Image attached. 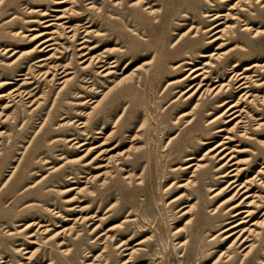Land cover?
Segmentation results:
<instances>
[{
    "label": "rangeland",
    "instance_id": "374dc122",
    "mask_svg": "<svg viewBox=\"0 0 264 264\" xmlns=\"http://www.w3.org/2000/svg\"><path fill=\"white\" fill-rule=\"evenodd\" d=\"M57 1L0 0V82H12L0 86V93L24 82L21 89L31 91L32 95L19 101L0 98V259L8 261L7 264H86L100 253L95 263L122 264L127 258L124 254L130 250L116 246L119 239L131 237L130 247L145 240L134 247L139 249L125 264L264 262L263 245L257 248V253L251 250L243 257L244 245L239 243L228 249L231 254L228 260L220 256L214 261L231 240L223 238L225 233H218L225 227L224 222L242 219L245 212L231 218L232 212L227 214L223 208L219 220H214L211 208L231 193L223 189L209 198L234 179L219 176L234 167L229 164L239 160V167L244 169L237 177L238 183L257 174L258 169L263 172L251 184L247 183L249 193H255L254 199L261 202L253 205L255 213L246 217L245 226L262 220L264 188L257 179L264 181V146L257 140L239 136L235 130L232 133L235 141L226 143L229 148L223 151L233 150L231 161L225 158L218 162V158L203 155L216 142L227 140L223 138L225 131L214 132L226 126L223 119L209 123L223 109L216 105L225 95L223 92L213 99L211 95L196 94L189 98L190 91H184L200 77L180 80L188 72L185 68L202 66L208 59L200 53L215 50L220 42L208 41L221 26L202 32L215 22L234 26V32L230 30L226 35L229 43L221 50L234 48L225 58L212 59L217 68L206 72L209 76L203 81L206 84L220 77V81L226 82L234 62L238 64L236 70L254 61L264 62V34L251 37L249 32L240 31L242 22L238 20L226 21L222 16L210 21H206L209 17L203 18L204 11L225 13L235 0H146L144 6L130 5L136 0H116L115 5L110 0H93V9L87 8L89 0H68L62 4ZM146 5L154 14L143 9ZM43 12L47 14L42 15ZM232 12L240 11L236 8ZM60 13H65L68 24L78 28L77 41L86 28L90 39L87 44L98 45L92 53L106 50L110 59H117L116 66L110 68L113 73L102 76L104 72L98 74L97 67L83 69L76 51L77 41L66 37L70 33L59 28L58 23L49 29L43 27V20ZM242 18L253 26L264 27V13ZM46 30L57 31L50 34L57 41L55 49L47 53L32 49L36 41L31 37ZM182 33L184 36L180 37ZM194 33L198 40L192 37ZM237 45L244 46L246 51H239ZM50 53L58 57L34 62ZM184 60L190 63L175 68ZM52 64H67L70 73L65 88L60 89L57 81L48 82L50 76L42 79L38 75L39 69H49ZM211 68L207 66L208 70ZM254 73L264 75V67ZM259 77L264 80V76ZM251 90L253 94L264 93V87ZM240 92L227 99L236 100ZM104 93L99 105L92 108L90 102ZM32 99L37 101L30 105ZM5 104L9 107L3 108ZM242 106L251 115L247 127L254 123V117H260L264 124V101L254 105L244 100ZM191 116L193 124L185 126ZM81 121L85 122L83 126ZM253 132L260 133L258 139H264V125ZM82 142L85 144L79 146ZM101 143L102 149H111L92 159L99 149L93 146ZM185 153L193 159L183 161ZM110 155L116 162L95 167L105 164ZM177 155H181L180 159L173 162ZM202 156L204 159L198 161ZM190 162L205 164L207 169L190 177L193 167L182 169ZM226 162L227 165L216 170ZM128 174V179L123 178ZM186 178L196 181L194 186H178ZM102 181L105 183L101 184ZM191 203L195 205L191 213L181 215ZM238 209L245 211L247 207L241 205ZM91 214L96 217H87ZM191 214L190 223L185 224ZM64 217L76 220H63ZM97 218L100 227L91 231L98 223ZM34 220L48 224L50 233L35 231L38 226L24 228ZM110 226L114 227L106 235H115L116 239L99 237ZM62 227H70L71 231L49 238ZM256 229L263 232L264 226ZM29 234L33 235L28 237ZM212 235L214 239H210ZM185 239L183 247L175 244ZM61 240L66 253H61L56 245ZM32 251V256L25 259Z\"/></svg>",
    "mask_w": 264,
    "mask_h": 264
},
{
    "label": "bare ground",
    "instance_id": "6f19581e",
    "mask_svg": "<svg viewBox=\"0 0 264 264\" xmlns=\"http://www.w3.org/2000/svg\"><path fill=\"white\" fill-rule=\"evenodd\" d=\"M73 1L74 0H71V2H73ZM110 1L113 2L114 5L118 3V1H116V0H110ZM220 1L226 2V1H231V0H220ZM66 2H68V0H58L56 3L62 4V3H66ZM142 3H146V0H136V1H133L130 5H138V4H142ZM86 4H88L87 8H89V9L95 8L93 0H89ZM142 5L144 6V4H142ZM236 8L240 11L239 13H233L232 12V10L234 11V9L236 10ZM143 9H148V12L150 14H154V10L151 9L147 5ZM227 9L228 10L225 13L215 12V13L210 14V13H207L209 11H204L203 12V18L209 17V19L206 21H210V20H214V19H217V18L222 16L225 18L226 21L228 19L238 20V21L242 22L241 26H240L241 27L240 31H242L244 33L249 32L251 34V37H256L259 34H264V27L253 26L250 24V22L248 21L247 18H242V15H249L252 17H257V14L264 13V0H235L232 4L229 5V7ZM54 11H61V10L55 9ZM46 14H47L46 12L42 13V15H46ZM50 16H52V17H49V18L42 21L45 23L43 27H46L49 29L52 25L58 23L57 25H59V28H62L64 30L66 29V32L70 33L69 35L66 36L68 39L74 40V42H76L78 40V35H79L78 28H76V26L68 24L70 21L64 19V18H67L65 16V13L53 14ZM225 23L226 22H224V21H217L213 25H211L207 30L202 31V32L210 31L212 29H215V28L221 26L219 29H216V31L214 32L217 34L208 41L209 43H213V42H217V41H220V42L215 47V50H212L210 52H202L201 51L202 53H200V56L206 57L208 59L203 62L202 66H194L191 68H185V70H188V72L185 74V76H183L180 79V80H183V79H186L189 76H191V79L194 80V79H197L200 77V79L195 84H190L186 88V90L184 91L185 93L190 91L187 95V97H189V98L198 94L199 97L200 96L202 97L204 95H211V98L216 99V98L221 97V93L224 92L225 97L223 98V100L219 101L216 105L217 108H223V109L218 114H215L211 118V120H209V123L214 122L217 118H221V120L223 119L224 120L223 123H225L227 127L225 126V127L217 128L214 132L225 131L226 134L223 138L227 139V140H225L224 142H216L213 146L209 147L205 151V153L203 154V155H210V157L213 159L218 158V162L222 161L225 158H227V160H228L227 162H229L233 159L232 158L233 156L231 155V151H233V150H230L226 153H223V151L225 149L229 148V147L225 146L226 143H231L232 141H235V139L233 138V134H232L233 131H235V130H238L236 132L238 133L239 136H241L247 140H252V139L257 140V141H259V143L261 145L264 146V139H258L259 137H257V135H260V133L253 132L254 130L260 129V127L262 125H264L263 122L260 121V117H256V118L254 117V119H253L254 123H252L251 127H247V118L250 117L251 115H248L249 112H247L245 110V107L242 106V102L244 100H246L247 102L254 104V105H256V102L262 103L264 101V93H262L261 95L253 94L252 90H251L252 87H264V80H261L262 78L259 77V76H264V75L254 73V72H256L259 69H262L264 67V62L259 63L258 61H254V62L248 63V64L244 65V67L241 70H236V67L238 66V64H237V62H234V63H232L233 64L232 65L233 70L231 71V75L226 82L220 81V79L222 77L217 78V79L215 78L213 80V82L209 83V84H206L203 82V81L207 80L209 77L206 72L211 73L217 68V65L213 64L212 59L218 60V59L225 58V56L230 54L231 50L234 48V47H230V48H227L225 50H221V49H223L224 46H226L229 43V40L226 37L228 32L230 30L232 31V33L234 32L232 30L234 28V26H228L227 23H226V25H225ZM222 25H224V26H222ZM88 26H86V27H88ZM191 27L192 26H190L189 29ZM54 32L57 33V31H54ZM54 32L46 30V31H39V32L34 33V35L31 37V39H35L36 43L32 49L39 48V51H42L45 53L55 49L54 44H56L57 41H55L53 39V37L50 35ZM88 32H89V30H87L86 28L82 29L83 35L81 36L80 41H77L76 51L79 54L78 57L80 59H82V61L79 63L82 65L83 69H85L89 66H93V67H97L100 69L98 74L104 72L102 74V76L110 75L111 73H113L110 71V68L116 66L117 59H114V58L110 59L109 55L106 54V50H103L99 53H92L93 49L98 47V45L95 44V45L89 46L87 44L88 42H90V39L88 37ZM60 35H61V32H58V36H60ZM181 36H184V33H182L180 35V37ZM192 37H194L195 40L199 39L198 35L195 33L192 35ZM237 49L241 52L246 51V48L242 45H237ZM5 50H9V48H6ZM56 57H58V56L55 55L54 53H50V54L46 55L45 57L38 58L34 62L41 63L44 60H49V59L56 58ZM143 63H145V62H143ZM185 63H190V61H187V60L181 61L179 64H177L175 66V68L178 67L179 65H182ZM42 66H44V65L38 64V67H42ZM207 66H211L212 68L208 70ZM49 67H50L49 69H45L43 71H41L39 69V71H38L39 74L38 73L37 74L39 76H42V79H46L48 76H50L47 80L48 82L57 81L58 84L61 86L60 89L65 88L69 84V82H68L69 78H67L66 76H67V74L70 73L67 71V68H68L67 64H62V65L61 64H52ZM146 71H148V70L146 69ZM260 71L262 72L263 70H260ZM219 74H220V72H219ZM19 75H22V74H19ZM24 78H27V77L25 76ZM17 79H20V78H17ZM11 83H12L11 81H3V82L1 81L0 86L6 85V84H11ZM170 83L171 82H168V84H170ZM23 85H24V82H21L20 86L11 87L6 92L0 93V98H2V99H8L9 98L10 100H14L15 98H18L17 100L19 101L25 95H27L26 98L32 97L31 91H25L24 89H21V88H23ZM238 92H240V94L236 100L232 101L230 99L229 100L227 99V97H232L231 96L232 93H238ZM104 95H105V93L102 94L101 98L93 99L90 102V103H93L92 108L99 105V103L101 102V99L103 98ZM30 101L31 100H29V102ZM36 101H37L36 99H34V100L32 99V102L30 103V105L31 104L33 105ZM39 104H40V102L37 103V105L34 108H36ZM197 104L198 103L196 102L194 104V106ZM6 107H9V105L5 104L3 106V108H6ZM5 118H7V116ZM193 122H194V116H191V118L186 120L185 126L186 125L187 126L192 125ZM80 124H82V126H83L85 124V122L81 121ZM248 129H250L251 132L248 131ZM174 137L175 136H173V138ZM173 138L171 137L170 139H173ZM84 144H85V142H82L79 144V146H82ZM102 145L103 144L101 143L97 146H93V148H99V149H98L97 153L93 156L92 159H94L96 157L98 158L99 156L106 154V151L111 149V148H103L102 149L101 148ZM133 149H135V147ZM245 149H238L237 151L243 152V151H246ZM86 150H89V148H87ZM183 156H184L183 161H188V160L193 159V156L189 155V153H185ZM180 157H181V155H177L176 158L173 160V162L180 159ZM203 159H204V157L202 156V157H199L197 160L201 161ZM113 160L115 161L116 159H113V156L110 155L107 157L105 164H98L95 167H97V168L98 167H105L107 165V163H109ZM227 162L222 163L216 170L218 171L219 169L223 168L225 165H227ZM239 165H240L239 160H236V161L232 162L231 164H229V166H234V167H231L230 169H228L225 173H223L219 177L229 176L230 178L234 177V179L229 180L224 186L219 188L217 191L215 190V192L209 197V198H212L213 196L217 195L223 189H229L228 191L231 193V194H229V196L223 198L214 207L211 208V214H212V217L214 220L218 219L219 212L223 208H225V213H227V214L232 212V214L230 216L231 218L238 217L243 212H245L242 219L227 220L224 222L225 227L220 229V231L218 233L219 234L225 233L223 238L231 239V240H230L229 244H227L228 246L226 245L227 249L224 251H221L214 261L218 260L220 256H224L225 261L228 260L231 256L228 249L237 243H239L240 245H244L243 249H242L243 253L241 254L243 257L247 256L249 254V252H251V250H254V252H256L257 248H259L261 245L264 246V229H263V232L256 229V226H259V227L264 226V218L262 220H259V221L251 222L249 226H245V224L247 223L246 217L255 213L254 209H252L253 205L258 206L259 202H261V201L258 202L257 200L254 199L257 196L255 193H249L250 187L247 185V183L251 184V181L255 180L256 175L262 174L263 172L260 169H258L257 174L253 175L249 179H245L244 182L238 183L239 179L237 177L239 175H241V172L244 169L242 167H239ZM191 167H193V169L190 171L191 172L190 177H194L195 175H197V172H199L200 170L207 169V166L205 164L192 163V162L186 164L182 169H188ZM261 167H263V166H261ZM175 169H177V167L172 169V170H175ZM123 178L128 179L129 174L123 176ZM257 180H258L257 181L258 184H260L264 188V181L260 180V178H258ZM195 182L196 181H194L192 179L186 178L185 181L183 183H179L178 186H181V187L185 186V185L190 186L192 184H193L192 186H194ZM103 183H105V181L101 182V184H103ZM81 189L82 188H79L78 190H81ZM210 191H213V189H210ZM244 193H245V195L240 200H238L237 202L234 203V201L236 199H238ZM248 199H250V200H248ZM171 201H173V200H171ZM241 205H244L245 207H247V209L245 211H242V209H238L239 207H241ZM111 207H112V205H110L107 209L110 210ZM194 207H195V205L193 203L189 204L187 209L183 210L181 215L190 214L191 211L194 209ZM50 211H53V209H51ZM262 214H264V211L262 212ZM94 216L96 217L95 214H91L90 216H87V217L93 218ZM84 217H81L80 219L83 220ZM71 219L76 220V218L75 219L69 218V217L63 218V220H71ZM191 219H192V214H191L190 218H188V220L185 222V224L186 223L189 224ZM96 220L98 221V223L92 228L91 231L97 230V228L100 227V218H97ZM123 221H126V220H123ZM29 226H38L37 230H35V231L40 230V232L42 234L50 233V228L48 227V224L41 223V221H35L34 220V221L26 224L24 228H28ZM251 226H255V227H251ZM113 227L114 226L108 227L106 229V232H102L99 234V237H101V235H103L105 239L108 238L111 241L115 240L116 239L115 235H111V236L106 235L108 231H111L113 229ZM70 231H71L70 227H62L61 229H59V230L55 231L53 234H51L49 236V238L54 236V235L59 236L62 233H67ZM178 231H179V229L175 230L174 233H176ZM32 235L33 234H29L28 237H30ZM250 236H253V238H255L256 241L253 240V238H250ZM214 237L215 236L212 235L210 237V239H214ZM130 239H131V237H129L127 239H119L118 244L116 246L117 248L120 246L121 247L126 246V247H124V249L130 250L128 253L124 254V255H127V258L124 260V262L122 264L127 263L128 260L130 258H132V254L137 252V250L139 249V248H134V247L138 246V245L141 246V244L145 240V239H141L139 241H136L133 244V246L130 247L129 246ZM186 241H187L186 239L182 240V241H177L175 244H177L179 247H181V246L183 247L185 245ZM31 242L35 243V240H31ZM114 243H116V241H114ZM56 245H57V247L61 253L67 252V249L62 248V246H63L62 240L57 241ZM25 253H27V252H25ZM32 254H33V251L30 252L28 256H25V259L30 258V256H32ZM97 256H100V253L96 254L93 257V261H88V262H86V264H97L94 262V260L96 259ZM6 262H8V261H3L2 259H0V263L7 264ZM18 264H21V263H18ZM147 264H149V263H147ZM261 264H264V262H262Z\"/></svg>",
    "mask_w": 264,
    "mask_h": 264
}]
</instances>
